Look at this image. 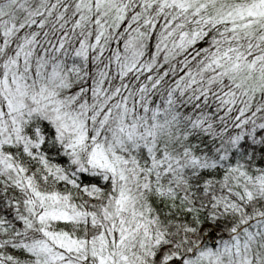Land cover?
Listing matches in <instances>:
<instances>
[{
    "label": "snow or ice",
    "instance_id": "6c2138e0",
    "mask_svg": "<svg viewBox=\"0 0 264 264\" xmlns=\"http://www.w3.org/2000/svg\"><path fill=\"white\" fill-rule=\"evenodd\" d=\"M0 264H264V0H0Z\"/></svg>",
    "mask_w": 264,
    "mask_h": 264
}]
</instances>
